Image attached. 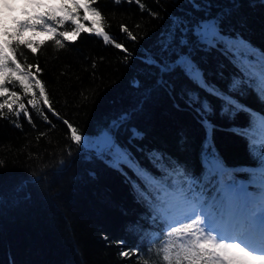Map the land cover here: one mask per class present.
Instances as JSON below:
<instances>
[{
    "label": "trees",
    "instance_id": "1",
    "mask_svg": "<svg viewBox=\"0 0 264 264\" xmlns=\"http://www.w3.org/2000/svg\"><path fill=\"white\" fill-rule=\"evenodd\" d=\"M64 2L47 0L30 14L59 9ZM140 2L144 8L134 0L91 5L101 12L104 30L127 52L86 31L65 40L59 33L72 32L76 25L59 23L60 12L48 23L56 28L62 48L51 33L38 36L41 26L24 33L39 50L32 53L21 45L16 59L22 68L34 65L28 69L32 82L44 84L58 115L42 104L37 87L25 94L19 81L6 82L9 92L0 103L11 102L10 93L17 92V103H25L32 123L23 114L17 118L7 108L0 110V264H138L137 255H121L135 250L157 261L165 226L140 193H151L149 199L163 195L154 184L171 190L184 179L175 173L176 166L199 180L210 196L232 182L250 193L260 189L255 183L261 180L260 154L254 145L259 146L264 132L251 126L246 112L223 110L220 100L199 89L178 61L189 58L207 81L227 90L234 77H242L241 68L255 64L251 50L229 41L239 36L252 49L264 50V0ZM78 15L85 28L99 19L83 8ZM12 16L27 19L11 11ZM209 20L217 22L220 33L213 44L196 31ZM33 92L48 121L27 104ZM234 95L253 115H264V101L251 89L242 87ZM196 96L213 106L206 117ZM65 120L81 137L100 136L97 148L76 144ZM116 150L126 152L132 166H113ZM217 163L226 174L214 170ZM141 169L143 177L137 174Z\"/></svg>",
    "mask_w": 264,
    "mask_h": 264
},
{
    "label": "snow or ice",
    "instance_id": "2",
    "mask_svg": "<svg viewBox=\"0 0 264 264\" xmlns=\"http://www.w3.org/2000/svg\"><path fill=\"white\" fill-rule=\"evenodd\" d=\"M94 2L95 0H70L69 4L65 0L59 9H52L50 12L33 16L26 10L31 4V0H27L25 9L22 11L27 19L21 20L16 16L9 19V13L14 11L15 0H0V96L9 92L6 82L17 80L25 94L37 87L42 104L47 105L53 115H58L52 109L44 84L40 80H35L34 84L32 82L33 73L28 69L34 65L28 64L27 68H22L16 59L17 49L24 45L32 53L39 50L38 45L33 46L32 40L23 38L26 31H35L37 26H41L51 33L55 45L62 48L63 41L55 39L56 28L48 23L49 20H57V12L63 13L59 23L63 24L70 20L76 25L72 32L61 31L59 33V36L65 40H74L82 31H86L101 37L106 44H114L118 49L124 48L122 44L115 42V38L110 36L100 24L103 16L97 8L91 6ZM129 2H133V0H129ZM134 2L144 8L140 0H134ZM114 3L119 4L121 0H114ZM33 6L40 7L41 5ZM81 8L91 11L94 17L99 18L92 21L93 27L85 28L83 24L79 23L78 13ZM84 19H88V17H84ZM176 23L182 22L178 20ZM121 30L131 39H136V36L126 26L121 25ZM196 31L209 44L220 39L215 20L201 22L196 26ZM12 41H15V46ZM229 43L234 47L240 46L251 50L255 56V64L245 65L241 68L242 77H234L227 90H220L207 81L199 67L189 58L181 57L178 64L185 68L190 79L199 89L220 100L223 110L246 112L250 117L251 126H258L264 132V115L260 113L253 115L252 110L242 104L234 95L242 87H247L256 94L259 100L264 101V50L252 49V46L239 36ZM8 49H11V52ZM124 51L127 52V49L124 48ZM20 55L22 56L23 53ZM36 71H41L38 64ZM10 97L12 98L11 102L4 100L0 103V110L7 108L8 113L17 118L23 114L28 122L32 123V116L25 103H17L20 100L17 92H11ZM194 102L199 104V111L205 117L213 110L211 102L207 99L201 101L200 97L196 96ZM27 104L36 111L37 115L48 121V116L40 107L41 101L36 99L34 92L33 98L29 99ZM13 105H17V110H14ZM7 115V113L4 114L5 118ZM64 123L71 130L70 138L76 144H80L82 137L78 134V130L68 121L65 120ZM205 123H207L206 120ZM254 147L260 154L261 162V187L258 192L250 193L246 187L232 182L221 185L217 196H210L200 186L199 180L185 174L183 169L176 166L175 173L184 179L174 184L171 190L160 184H154L153 186L163 195L149 199L151 193H140L150 204L154 218L159 217L165 226L163 232L165 239L155 252L158 260L151 261V256L145 259L138 250L131 253L123 251L121 255L124 257H129L130 254L137 255L138 264H150V262L151 264H264V138L260 140L258 147L255 145ZM132 163L126 152L116 150L113 155V166L119 167L123 164L132 166ZM214 170L226 174L218 163ZM137 174L142 177L145 175L142 169ZM133 187L135 188L136 185ZM197 187H199V191H197ZM148 251L151 253L152 249Z\"/></svg>",
    "mask_w": 264,
    "mask_h": 264
},
{
    "label": "rangeland",
    "instance_id": "3",
    "mask_svg": "<svg viewBox=\"0 0 264 264\" xmlns=\"http://www.w3.org/2000/svg\"><path fill=\"white\" fill-rule=\"evenodd\" d=\"M47 0H31V4L27 7V11L30 13L33 10H37L40 7H43L45 5V2ZM51 1V0H48ZM27 0H15V4H14V11H12L14 14H22V11L25 9V5H26ZM35 4H40V7H34L33 5ZM47 33V31L44 29L42 30L38 36L39 37H43L45 34ZM100 136H93L91 138H87L86 136H82V141L81 143L85 146V147H93V148H97L96 147V143L100 141ZM99 146V144H98ZM255 183H260L259 182H255Z\"/></svg>",
    "mask_w": 264,
    "mask_h": 264
},
{
    "label": "water",
    "instance_id": "4",
    "mask_svg": "<svg viewBox=\"0 0 264 264\" xmlns=\"http://www.w3.org/2000/svg\"><path fill=\"white\" fill-rule=\"evenodd\" d=\"M105 139V138H104Z\"/></svg>",
    "mask_w": 264,
    "mask_h": 264
}]
</instances>
